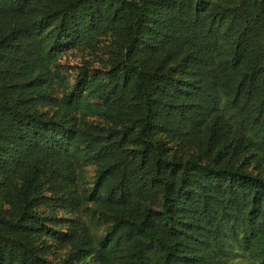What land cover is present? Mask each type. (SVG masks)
Instances as JSON below:
<instances>
[{
  "label": "trees",
  "instance_id": "16d2710c",
  "mask_svg": "<svg viewBox=\"0 0 264 264\" xmlns=\"http://www.w3.org/2000/svg\"><path fill=\"white\" fill-rule=\"evenodd\" d=\"M233 246L264 264V0H0V264Z\"/></svg>",
  "mask_w": 264,
  "mask_h": 264
},
{
  "label": "rangeland",
  "instance_id": "374dc122",
  "mask_svg": "<svg viewBox=\"0 0 264 264\" xmlns=\"http://www.w3.org/2000/svg\"><path fill=\"white\" fill-rule=\"evenodd\" d=\"M80 54H73V53H68L62 57V61H68V63L72 64L76 61H79ZM88 175L91 174L90 169H87ZM233 250H236L235 253L231 252V261L229 262L230 264H251L250 259H248L247 255L245 253H240L235 246L232 247Z\"/></svg>",
  "mask_w": 264,
  "mask_h": 264
}]
</instances>
